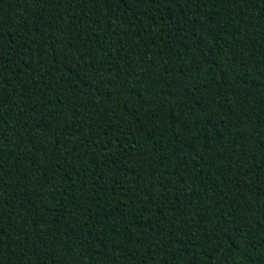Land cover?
<instances>
[{
    "label": "trees",
    "instance_id": "trees-1",
    "mask_svg": "<svg viewBox=\"0 0 264 264\" xmlns=\"http://www.w3.org/2000/svg\"><path fill=\"white\" fill-rule=\"evenodd\" d=\"M0 50L12 264L264 262V0H0Z\"/></svg>",
    "mask_w": 264,
    "mask_h": 264
},
{
    "label": "snow or ice",
    "instance_id": "snow-or-ice-1",
    "mask_svg": "<svg viewBox=\"0 0 264 264\" xmlns=\"http://www.w3.org/2000/svg\"><path fill=\"white\" fill-rule=\"evenodd\" d=\"M44 2L46 3L47 0H44ZM139 2H140V0H133V3H139ZM149 2H152V0H149ZM186 2H187V0H186ZM234 2H235V0H234ZM241 2H243V0H241ZM255 2H256V0H252L253 4H255ZM245 6H247L246 3H245ZM5 55H10V54L4 53L2 50H0V62L3 61ZM2 67H3V64L0 63V68H2ZM145 71H151V66H147L145 68ZM197 71H199V69ZM231 72H232V69L227 68L225 70V76L227 77L229 75V73H231ZM262 75H264V73H262ZM192 86L195 87V85H192ZM200 87H207V84L202 83V84H200ZM97 91H100V89L97 88ZM185 91H187V89H185ZM176 94H178L176 89H172V88L169 89V92H168L169 96H173ZM121 95H127V92L122 91ZM149 95L153 97V102H155L159 98L160 92L159 91L150 92ZM262 227H264V226H262ZM57 246L59 247L60 245L57 244ZM12 255H13V257H15V253H13ZM0 264H12L11 260L6 259V252H5V248L3 245V235H0Z\"/></svg>",
    "mask_w": 264,
    "mask_h": 264
},
{
    "label": "water",
    "instance_id": "water-1",
    "mask_svg": "<svg viewBox=\"0 0 264 264\" xmlns=\"http://www.w3.org/2000/svg\"><path fill=\"white\" fill-rule=\"evenodd\" d=\"M261 264H264V262H263V263H261Z\"/></svg>",
    "mask_w": 264,
    "mask_h": 264
}]
</instances>
